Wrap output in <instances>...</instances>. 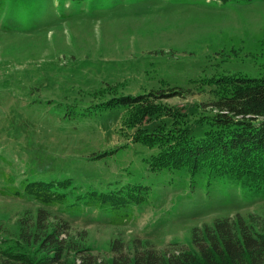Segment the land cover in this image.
Instances as JSON below:
<instances>
[{"label":"rangeland","instance_id":"obj_1","mask_svg":"<svg viewBox=\"0 0 264 264\" xmlns=\"http://www.w3.org/2000/svg\"><path fill=\"white\" fill-rule=\"evenodd\" d=\"M262 75L264 0H0V264L22 246L20 218L36 217L19 195L31 181H70L48 218L81 232L99 261L116 240L187 248L216 218L263 220L264 189L155 169L158 147L135 140L154 121L128 124L132 105L209 110L223 79ZM133 186L139 201L92 199Z\"/></svg>","mask_w":264,"mask_h":264},{"label":"trees","instance_id":"obj_2","mask_svg":"<svg viewBox=\"0 0 264 264\" xmlns=\"http://www.w3.org/2000/svg\"><path fill=\"white\" fill-rule=\"evenodd\" d=\"M223 80V90L203 104L211 106L209 110H201L202 104L189 111L160 103L136 104L128 124L135 126L144 118L154 121V131L137 129L143 133L138 132L135 140L158 147L150 156L155 169L186 168L210 183L245 192L260 191L264 189V75ZM188 115H195L194 120ZM69 182L26 184L25 192L19 195L36 203L37 214L34 217L27 212L20 218L22 246L3 250L1 264H264V216L260 220L240 213L193 227L192 246L187 248L178 240L164 249L136 242L126 249L116 240L112 248L117 253L112 261H99L83 243L81 232L77 233L80 238H75L68 222L48 218L49 213L55 214L52 208L59 209L65 202L67 193L60 189ZM135 188L131 187L127 196L118 191L93 192L92 199L98 196L101 205H124L142 197H137ZM80 204L78 197L74 205Z\"/></svg>","mask_w":264,"mask_h":264}]
</instances>
